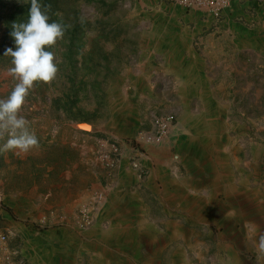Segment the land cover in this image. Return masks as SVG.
<instances>
[{"label": "rangeland", "instance_id": "1", "mask_svg": "<svg viewBox=\"0 0 264 264\" xmlns=\"http://www.w3.org/2000/svg\"><path fill=\"white\" fill-rule=\"evenodd\" d=\"M38 2L65 31L46 48L56 77L35 83L21 111L38 146L0 151V264H264V22L216 28L166 0ZM30 4L0 0V98L17 82L4 56L11 25ZM171 113L168 166L150 186L132 172L121 232L96 218L53 232L52 214L76 221L84 193L114 179L102 143L126 164L125 145L140 147L153 117Z\"/></svg>", "mask_w": 264, "mask_h": 264}, {"label": "clouds", "instance_id": "2", "mask_svg": "<svg viewBox=\"0 0 264 264\" xmlns=\"http://www.w3.org/2000/svg\"><path fill=\"white\" fill-rule=\"evenodd\" d=\"M30 5L27 22L11 25L15 50L9 47L4 52V56L12 58L8 74L17 82L7 98H0V140L8 137L0 151L28 152L38 146V138L29 130V122L21 111L35 83H49L58 73L55 53L46 48L55 46L63 38L64 26L49 23V16L42 11L38 0H31ZM260 248L264 249V237Z\"/></svg>", "mask_w": 264, "mask_h": 264}, {"label": "built area", "instance_id": "3", "mask_svg": "<svg viewBox=\"0 0 264 264\" xmlns=\"http://www.w3.org/2000/svg\"><path fill=\"white\" fill-rule=\"evenodd\" d=\"M172 6H179L187 13L198 12L199 19L210 21L216 28L222 27L228 15H234L233 20L238 24L253 28L264 22V0H166ZM177 124L176 115L171 113L154 116L151 128L140 132L137 145H125L127 149L128 168L139 178L148 177L150 164L159 158L166 150L169 137ZM124 159L122 147L116 143L104 141L100 151V160L111 172L117 170ZM112 188L111 182L100 184L93 193L90 201L85 202L76 219L80 228H87L94 222L95 215L100 211L107 198L108 189ZM63 218V217H62ZM46 221V218L43 219ZM5 235H0V256L6 251Z\"/></svg>", "mask_w": 264, "mask_h": 264}, {"label": "crops", "instance_id": "4", "mask_svg": "<svg viewBox=\"0 0 264 264\" xmlns=\"http://www.w3.org/2000/svg\"><path fill=\"white\" fill-rule=\"evenodd\" d=\"M172 6V5H171ZM173 7V11L174 13H176L175 15L178 18H181L182 15L186 14L187 12L179 7V6H172ZM187 16L193 18V20L198 21L199 20V13L198 12H190L189 14H186ZM233 18L234 15H228L226 22L228 23V27L229 29L234 28L235 29L239 28L240 26H238V24L233 22ZM197 24H199V22H196ZM163 155H161L159 158H155L154 164H148L150 166V175L147 177L149 182H148V186H150L151 181H153V173L155 170H159V168H164L168 166V161L165 160L163 157ZM124 162L122 161V164L120 165V167L115 170L114 174H113V180L112 181H108L111 182L112 184V188L108 189V194H107V198L104 201L100 211L95 215L96 217V226H99V223H101L102 221H105L106 224H108L107 229L109 230L108 232H121V201H126L121 200L122 197H124V195L126 194V192H131L130 188H131V183H133V180H137V177L132 173V171L128 168L127 163L123 164ZM129 170V171H128ZM126 171L129 175L128 177L122 175V172ZM131 171V172H130ZM146 181V180H145ZM107 183V182H106ZM102 184V183H101ZM153 184V183H152ZM100 184L98 185L97 188H99ZM96 188V189H97ZM95 188H93L92 192H86L84 193L85 195V202L90 201V199L93 197V193L94 191H96ZM55 215V222L57 224H61L57 227H55L53 232H82V230H79L78 227L75 226L76 221L75 218H68L67 220L64 222V218L66 217L65 215H63V218L60 219L62 214H52ZM124 215L125 218L128 217V213H125ZM59 217V218H56ZM98 228V227H97ZM84 231V230H83ZM87 231V230H86ZM88 232V231H87Z\"/></svg>", "mask_w": 264, "mask_h": 264}, {"label": "bare ground", "instance_id": "5", "mask_svg": "<svg viewBox=\"0 0 264 264\" xmlns=\"http://www.w3.org/2000/svg\"><path fill=\"white\" fill-rule=\"evenodd\" d=\"M85 128H89L88 126H86Z\"/></svg>", "mask_w": 264, "mask_h": 264}]
</instances>
